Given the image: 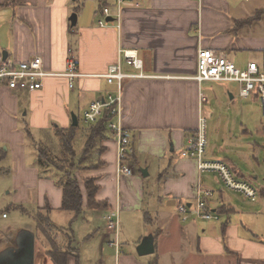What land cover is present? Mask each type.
I'll return each mask as SVG.
<instances>
[{"label":"crops","instance_id":"1","mask_svg":"<svg viewBox=\"0 0 264 264\" xmlns=\"http://www.w3.org/2000/svg\"><path fill=\"white\" fill-rule=\"evenodd\" d=\"M101 3L116 10L117 0H0V60L5 54L6 59L19 64L40 56L49 72L62 73L68 59L74 57L85 75H100L116 63H121L123 72L137 75L141 70L128 66L120 54V50H137L143 60V74L148 76L126 79L122 94V123L131 139L129 165L133 175L118 176V144L110 133L102 143L106 149L104 167L89 176L97 177L100 188L96 200L105 201L106 206L88 210L82 187V212H100L103 226L106 224L111 233L98 232L101 226L92 221L90 232L83 237L87 246L80 249L71 226L74 254H69L65 263L264 264L262 222L240 215L243 209L252 213L247 209L251 201L227 189L216 174H199L196 160L183 156L204 119L205 83H213L199 84L192 79L198 71V52L201 48L224 50L230 57V46L226 47L217 27L223 25L225 0H138L136 6L124 7L120 29L114 23L99 25L104 18ZM73 14L78 17L75 26L70 22ZM227 28L232 29L229 19ZM228 36L237 40L231 46L237 50L240 38ZM250 63L263 66L264 59L261 63L251 60L244 69ZM114 91V86L95 76L78 80L74 89L66 79L56 77L48 78L44 88L34 93L0 86V141L10 144L12 160L21 162L23 148L14 142L19 137L24 139L18 128L19 117L29 114L35 129H67L72 126V105H80L85 99V111L92 102ZM206 157L225 162L242 181L251 176L247 168H253L257 159L249 156L248 162L240 164L234 157ZM19 174L32 180L37 169L22 162ZM54 185L39 180V205L42 190H47L39 210L49 207L50 211H63V190ZM199 189L212 191L208 202L217 219L191 216L183 221L177 208L194 206ZM263 189L258 187L262 197ZM81 215L74 216L76 230L85 223ZM110 219L118 220L117 230L109 229ZM149 236L154 237V253L140 256L137 249ZM58 246L63 253L69 251L68 241ZM51 248L50 244L46 253ZM48 257L45 262L37 260V264H56Z\"/></svg>","mask_w":264,"mask_h":264},{"label":"rangeland","instance_id":"2","mask_svg":"<svg viewBox=\"0 0 264 264\" xmlns=\"http://www.w3.org/2000/svg\"><path fill=\"white\" fill-rule=\"evenodd\" d=\"M91 1L95 2V0H86V3ZM258 12H264V0H225L223 25L217 24L218 35L223 36L226 47L230 46L228 47L229 58L239 68L244 69L253 59H256L258 63H261L264 59V13L261 20L255 21L253 24L235 32L233 30L236 20L253 18ZM81 15L84 16V11L81 12ZM228 19L232 21V29L227 31ZM228 34L237 35L240 38L237 43V50L231 49L232 44L236 43L237 40H232ZM205 86L204 119H206V136L208 140L205 156L218 154L223 157H234L240 164L248 162L249 156L252 159L253 157L254 159L257 158L254 160L255 166L247 168L251 175H248L247 181L257 189L258 187H264V132L259 98L255 95L246 99L240 97L237 83L213 82L205 83ZM86 103L85 99H81L80 105L76 103L71 106L74 109L72 112L79 119L80 128L89 126L83 117ZM23 114L26 113L23 112ZM28 116L29 114H26L18 118V128L22 131L24 139L19 137L14 140L16 143L20 142L19 144L24 151L21 162L18 161L16 163L14 159L12 160V155L10 154L11 145L0 141V253L15 247L19 235L26 231L34 237L35 264H37V260L44 262L48 260L49 255L46 252L50 249V243L37 225L38 207L43 205L44 197L47 196V190L44 188L41 196L42 201L39 205L38 183L39 180L48 181L51 184L54 182L56 184L54 186L61 190L62 188L57 184L58 173L54 172L53 169L43 171L37 167V153L33 141L27 136L26 129L29 128L31 130L32 137L36 142L44 141L49 136V133L45 129L32 127ZM81 147L78 152L83 150ZM220 147H226V149H221ZM22 162L37 169V176L34 175L32 180L29 176L19 174L22 170ZM65 169H69L73 173V168L69 164L65 166ZM74 170V174H77L82 187L85 179L95 178L89 177L90 172L94 171L93 169L81 171L82 169L76 168ZM249 203L251 204L247 209L252 213H247L248 211L243 209L240 215L243 218H260L259 222H262V229H264V197L259 195L256 202ZM43 213L47 215L50 223L55 225L56 228H70L72 226L73 231L76 232V245L80 249H84L87 246L83 242V237L90 232L88 227L92 226V221L97 222L98 226H101L98 232L103 233L106 230L111 233L105 228L106 224L103 226L104 222L100 217V215L102 216L100 212H82L80 217L85 223H81V228L77 230L73 224L77 220L74 219L75 214L73 212L52 209L48 214L45 211ZM4 214L6 217H4ZM110 214L112 213L107 215ZM51 233L60 234L56 231H51ZM96 237V239H100L99 236ZM30 238L32 239L30 235L24 234V244H28ZM37 247L40 250H37ZM40 254L42 256H39V258L38 255Z\"/></svg>","mask_w":264,"mask_h":264},{"label":"built area","instance_id":"3","mask_svg":"<svg viewBox=\"0 0 264 264\" xmlns=\"http://www.w3.org/2000/svg\"><path fill=\"white\" fill-rule=\"evenodd\" d=\"M137 2L138 0H117L115 11L108 6L104 7L102 10L104 18L99 21V25L107 27L114 23L120 29L124 7L136 6ZM108 18H112L113 22H107ZM120 54L128 66L141 70V72L137 75L125 73L121 63H116L109 66L100 75H85L80 71L75 58L70 57L65 71L54 73L49 72L45 68L44 60L40 56L19 64L1 58L0 86L7 87L18 93H34L42 90L46 80L51 77L66 79L70 89H74L76 82L82 78L95 76L105 79L108 85L114 86L115 91L109 93L103 99L92 102L84 111L83 117L88 124L97 123L104 116L111 118L107 124V129L117 139V174L119 177H129L133 175V170L129 165L133 151L131 139L122 123L124 82L129 78H145L148 76L143 74V60L137 50H120ZM192 79L199 84L205 82L237 83L240 97L245 99L252 95L258 97L261 105L264 132V65L259 66L256 63H250L246 69H240L228 58L227 51L201 48L198 52V71ZM207 144L206 119H201L197 135L190 139V148L183 152V156L196 160L199 174L214 173L227 189L242 194L248 201L256 202L260 195L258 189L249 181L239 180L225 162L207 159L205 156ZM212 196V191L205 192L199 189L194 206H178L177 210L181 219L187 221L191 216L206 221L217 219V215L212 212L208 202ZM118 225V220H109L108 227L110 230H117Z\"/></svg>","mask_w":264,"mask_h":264},{"label":"trees","instance_id":"4","mask_svg":"<svg viewBox=\"0 0 264 264\" xmlns=\"http://www.w3.org/2000/svg\"><path fill=\"white\" fill-rule=\"evenodd\" d=\"M106 6L107 4L103 3L101 5V10ZM263 13L264 12H258L253 18H248L246 20H236L234 22V32L253 24L255 21L261 20ZM110 120V117L104 116L97 123L87 124L89 126L85 128H80V124L77 127L70 126L67 129L53 126L52 129L47 131L49 136H47L44 141L39 142H36L32 137L31 130L29 128L26 129L27 136L33 141L37 153V167L43 171L53 169L54 172L59 174L57 184L63 190L62 210L73 212L75 217L79 216L85 209L84 191L86 192L88 210H98L106 206L105 201L96 200L100 188L97 184V178L85 179L83 191L77 174H74V169L79 168L82 169L81 171L88 169L98 170L101 166H104L102 156L106 149L103 147L102 143L109 139L108 135L111 132L107 129V124ZM80 147L83 148V150L78 152ZM67 164L73 168V173L69 169H65ZM262 193L264 195V189ZM43 211L48 214L50 209L47 207L45 210H39L36 219L38 228L43 232L44 237L50 241L52 246L47 255H49L56 264H66L65 261L69 254H74V250L71 246L74 241L71 229L56 228L55 225L50 223L47 215H45ZM51 231H56L60 234L51 233ZM63 241L69 242V251H66V253H63L58 246L61 243L63 244ZM153 264L158 263L156 262Z\"/></svg>","mask_w":264,"mask_h":264},{"label":"water","instance_id":"5","mask_svg":"<svg viewBox=\"0 0 264 264\" xmlns=\"http://www.w3.org/2000/svg\"><path fill=\"white\" fill-rule=\"evenodd\" d=\"M78 17L76 14H73L70 18L72 26L77 24ZM107 22H113L112 18H108ZM4 54V58L6 59ZM72 126L77 127L79 125L78 117L72 113ZM24 234L30 235V242L24 244L23 237ZM33 235L28 232H23L19 235L16 242V246L8 249L5 252L0 253V264H35V242L33 240ZM140 256H145L154 253V237L149 236L143 239L141 245L137 249Z\"/></svg>","mask_w":264,"mask_h":264}]
</instances>
